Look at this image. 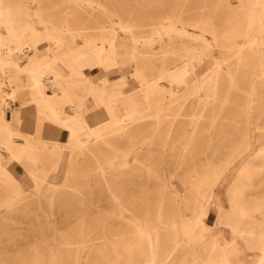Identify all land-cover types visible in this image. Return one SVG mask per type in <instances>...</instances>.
<instances>
[{"label": "bare ground", "instance_id": "1", "mask_svg": "<svg viewBox=\"0 0 264 264\" xmlns=\"http://www.w3.org/2000/svg\"><path fill=\"white\" fill-rule=\"evenodd\" d=\"M81 1L95 8L92 0ZM228 2L225 9V26L220 32L214 18L205 23L202 20L187 23L200 29V34H193L186 29V23L180 17L166 16L161 18L162 22L157 20L147 25L146 36L132 34L134 29H140L142 26L126 24L123 25V30L127 33L125 37H118L114 28H111L109 35L101 38L100 45L92 38L84 37L78 44L80 46H77L75 34H83L84 29L76 30L70 25L60 28L46 20H41L44 27H35L31 21L23 18L32 13L41 14L42 8L32 10L27 5L13 6L8 0H0V95L3 92V69L6 65L14 63L12 55L28 46L34 50V55L30 56L24 67L27 75L32 78L30 87L33 93L30 98L28 95L27 100L34 102L40 110L39 113L67 129L68 133L64 143L49 141L48 144L41 138L12 129L10 123L5 120V113L0 109L1 144L6 147L8 161H14L19 171H27L33 179L34 195H42L40 187L48 175L58 169L63 149L69 148L71 152L78 151L82 155L87 149L85 139L94 143L106 142L110 130L120 133L125 131L127 126L145 121L151 116L149 110L152 106L157 108L154 117L158 118L164 111L167 98L164 94L165 88L159 83L166 76L178 84L185 85L194 94L169 95L170 103L184 98V101L178 104L180 110L172 113L173 117L178 119L183 115L182 108L186 107L190 96L204 99L202 107L207 106L208 102L218 99L220 78L226 77L229 88L232 89L236 84L237 65L253 64L254 71L245 92L248 103L245 102L242 107L245 115L251 114L257 92L253 80H264V0ZM96 8L106 12L102 5H97ZM100 28L109 30L104 26ZM205 33L212 35L214 46L220 49L219 56L213 55L212 43L205 38ZM173 35L187 39V43L181 44L183 62L177 71L169 73V70L161 69L155 79L149 80L146 68H138L133 78L139 83L141 92L135 93L134 90L133 93L123 91L119 94L113 81L125 82L123 77L115 79L123 61L129 58V63L134 62L137 57L144 56V48L165 43V38H168L169 42L162 44V47L172 46ZM239 39L242 42H239ZM190 41L203 45L192 46ZM42 44L46 46L44 51L40 48ZM207 60H212L211 69L208 70L209 76L205 79H195L190 74V68ZM232 60L238 62L235 69L230 68ZM98 69H103L106 75L96 83L92 77ZM258 69L260 73L256 75ZM43 74L52 77L54 92L51 94L44 90L41 82ZM108 83L112 84L108 86ZM99 89L106 92V97L99 95ZM82 92L90 95L94 100V107L102 109L109 119L92 127L89 126L83 111H78L77 108L74 112L58 109L59 102L66 106L72 104L75 97L82 99L79 96ZM199 92L203 95L198 94ZM12 96H15V93H12ZM153 98L154 101H151ZM84 101L85 99L81 104ZM222 102V107L228 104L227 95L223 97ZM197 106L200 107V104ZM247 108L251 111L247 112ZM198 114L201 113L193 112L192 116L197 117ZM244 122L248 126L251 124V120L246 118ZM262 124L263 134H252L248 128L240 136L241 143L227 144L226 151L212 149L205 153V159L200 164L194 163L192 170L182 181V185L189 189L192 196L182 198L180 192L172 188L168 180L163 179L160 203L154 216H151L148 210L147 213H142V216L137 215L133 208L127 206V214H124L119 197L114 196L119 207L118 217L132 226L128 235L134 238L125 246L119 242L108 249L115 256L106 260V264H119L120 255L126 258L125 264H264V192L259 191H264V123ZM210 130L213 131L212 128ZM16 137H21L23 142L18 143ZM185 138L189 139V136ZM252 147H255V150L241 158L242 153ZM49 154L58 157L52 160L48 157ZM133 154L136 155V151L131 148L120 156L116 154L112 158L98 160L97 170L104 173L107 168L112 169L116 165L121 168L131 167L128 155ZM135 163L142 164L148 171L153 170L138 159ZM243 163L245 165L238 171ZM73 168L71 163L66 166L65 175H73ZM235 172L236 177L231 184L230 174ZM17 176L3 164L0 157V186L6 194L0 199V205L6 206L7 209L13 204H22L25 200ZM50 185L52 200L58 189L57 185ZM224 186L228 209L224 208L220 194V188ZM169 189H172L171 195L175 205L167 212L166 191ZM256 190L258 191L255 192ZM225 230H228L229 240L225 237ZM244 248L256 252V255L251 260L242 257ZM60 258V255H53L47 264H60Z\"/></svg>", "mask_w": 264, "mask_h": 264}, {"label": "rangeland", "instance_id": "2", "mask_svg": "<svg viewBox=\"0 0 264 264\" xmlns=\"http://www.w3.org/2000/svg\"><path fill=\"white\" fill-rule=\"evenodd\" d=\"M92 1L95 8H91L81 0H8L13 6L27 5L32 10L42 8L41 14L32 13L23 18V20L31 21L35 27H44L41 20H46L60 28L70 25L76 30L84 29L83 34H75L74 40L77 46H80L78 44L84 37L92 38L97 45H100L101 38L109 35L111 28H114L118 37H125L127 33L123 27L126 24L142 26L140 29H134L132 34L146 36L148 33L146 26L157 20L162 22L161 18L166 16L180 17L186 23V29L193 34H200V29L193 28L187 23L200 20L205 23L208 19L214 18L217 30L220 32L225 26V9L228 1L235 2V0ZM97 5L106 8V12L97 9ZM101 26L107 27L109 32L101 30ZM1 31L4 32L5 29ZM205 38L212 43L213 55L219 56L220 49L214 46L212 35L205 33ZM164 40L167 42L144 48V56L137 57L134 62L129 63V58L123 61L115 79L123 77L127 85L122 80L113 81L119 94L123 91L141 92L139 83L133 78L138 68L144 70L146 68L149 80L155 79L161 69L169 70V73L177 71L176 69L183 62L181 44L187 43V39L173 35L171 39L173 45L167 48L162 47V44H167L169 39ZM238 41L242 42L241 39ZM189 44L197 47L203 45L194 41H190ZM40 48L44 51L46 46L42 44ZM148 52L150 54H147ZM32 55L34 50L25 46L23 50L11 56L14 63L6 65L3 69L1 111L8 107L10 101L19 103L22 107L35 104L27 100L28 95L30 98L33 93L30 87L32 78L27 75L24 68ZM237 63L236 60H232L230 68L235 69ZM211 66L212 60L202 64L199 62V65L195 64L194 68H190V74L195 79H205L209 76L208 70ZM223 68L226 70L225 66ZM236 68V84L232 89L229 88L228 79L223 76L219 79L220 87L216 101H210L207 106L202 107L205 103L204 99L190 96L186 107L182 108L183 115L178 119H175L172 113L180 110L178 104L184 101V98L170 103L169 95L194 94L185 85L176 83L168 76L161 79L159 84L165 88L164 94L167 98L164 111L158 118L154 117L157 108L152 106L149 110L151 116L145 121L131 127L127 126L128 128L120 133L110 130L106 142L94 143L85 139L87 149L82 155L78 151L71 152L69 148L63 149L58 169L48 175L40 187L42 195H34V182L28 172L19 171L14 161H8L9 155L5 153L6 147L1 144L0 138V157L3 164L18 175L17 180L22 186L25 199L22 204H13L8 209L0 205V264H47L53 255L61 256L60 264L76 262L106 264V260L113 259L115 256L108 249L119 242L125 246L130 239L134 238L128 235L132 231V226L118 217L119 207L116 205L114 196L119 197L124 207L122 210L124 214H127L125 210L127 206L141 216L142 213H147V210L151 216L155 215L160 203L163 179L168 180L171 187L180 192L182 198L192 196L189 189L182 185V181L192 170L194 163L200 164L205 159V153L212 149L226 151L227 144L241 143L240 136L248 128L252 134H263L261 128L264 123V80L254 78L253 82L257 91L256 102L252 113L245 115L242 107L245 102L248 103L245 92L248 81L251 80L254 65L242 63ZM259 73L258 69L256 75ZM105 75L103 69H98L92 77L93 81L98 83V79ZM41 82L46 92L50 94L54 92L51 76L43 74ZM111 84L108 83V86ZM98 92L99 95L106 97V92H102V89ZM12 93H15V96H12ZM198 94L203 95L202 92ZM225 95H227L228 104L222 107ZM79 96L82 99L75 97L72 104L66 106L59 102L58 109L74 112L77 108L80 111L78 106L85 99L83 112L89 126L93 127L96 124L98 126L99 122L109 119L103 114L102 109L94 107V100L90 95L82 92ZM151 101H154V98ZM199 104L200 107L197 106ZM36 108L34 121L36 128L39 127L40 122L41 129L44 126L50 127L51 141L58 140L55 138L56 134L59 138L61 134H64L61 138L64 143L67 139V129L53 123L44 114L39 113L37 106ZM250 111L251 109L247 108V112ZM193 112L201 114L193 117ZM245 118L251 120L249 126L244 122ZM185 136H189V139ZM16 139L23 141L21 137ZM131 148L136 151V155H128L131 167L121 168L116 165L112 169L107 168L104 173L97 170L98 160L112 158L116 154L120 156L122 152H129ZM254 150L255 147H252L243 152L241 158ZM49 156L52 160L58 157L51 154ZM136 159L152 167L153 170L148 171L142 164H136ZM70 163L74 167L73 170L75 169L73 175H65L66 166ZM244 165V163L241 164L238 171ZM230 176L229 181L232 184L236 172ZM50 183L53 184L52 187L57 185L58 189L53 194L52 200L50 199L52 189ZM225 189V186L221 187L220 194L224 208L228 209ZM171 192L172 189L166 191L167 212L175 205ZM5 195V191L0 186V199ZM225 237L230 239L228 230H225ZM78 247L85 249L81 250ZM255 255L256 252L244 248L242 257L251 260ZM126 262V258L120 255L119 264Z\"/></svg>", "mask_w": 264, "mask_h": 264}, {"label": "crops", "instance_id": "3", "mask_svg": "<svg viewBox=\"0 0 264 264\" xmlns=\"http://www.w3.org/2000/svg\"><path fill=\"white\" fill-rule=\"evenodd\" d=\"M85 105V101L79 105V110L83 111ZM62 111V109H60ZM3 112L5 113V120L10 123V126L14 130H20L22 133L33 135L34 137H38L39 139H43L45 142L51 141V128L50 127H39L36 128L35 120H36V109L34 106L30 107H22L21 104L10 101L8 103V107H6ZM35 117V118H34ZM55 135L57 141L60 142L61 138L64 137V134ZM15 140L18 143H22L23 141L20 139ZM62 142V141H61Z\"/></svg>", "mask_w": 264, "mask_h": 264}]
</instances>
